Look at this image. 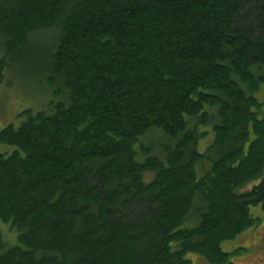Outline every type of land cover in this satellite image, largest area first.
<instances>
[{
  "label": "trees",
  "instance_id": "1",
  "mask_svg": "<svg viewBox=\"0 0 264 264\" xmlns=\"http://www.w3.org/2000/svg\"><path fill=\"white\" fill-rule=\"evenodd\" d=\"M21 61L55 100L0 131V264H234L264 210V0H0V82Z\"/></svg>",
  "mask_w": 264,
  "mask_h": 264
},
{
  "label": "rangeland",
  "instance_id": "2",
  "mask_svg": "<svg viewBox=\"0 0 264 264\" xmlns=\"http://www.w3.org/2000/svg\"><path fill=\"white\" fill-rule=\"evenodd\" d=\"M39 72L34 64L21 61L8 73H5V79L0 82V131L10 123L19 125L23 120L21 116L23 110L28 108L45 109L49 102L55 100L52 88L45 78L38 75ZM257 97L260 100L264 99V89L257 94ZM213 138V133L209 132V136L201 141L199 149L205 150ZM14 149L15 147L12 145L0 143V152L2 153H11ZM152 176L149 174L148 178ZM250 185L253 186V184ZM250 185L244 188L247 190ZM251 214L261 219L260 225L222 244L223 249L227 252H233L240 248L246 250L251 248L252 251L247 252L248 250L244 249V254L233 256L232 260L235 264H255L258 258L264 255V210L260 206H253ZM0 230L9 246L17 244L18 233L10 223L0 220ZM188 258L192 260V264H212L203 255L197 253H189Z\"/></svg>",
  "mask_w": 264,
  "mask_h": 264
},
{
  "label": "flooded vegetation",
  "instance_id": "3",
  "mask_svg": "<svg viewBox=\"0 0 264 264\" xmlns=\"http://www.w3.org/2000/svg\"><path fill=\"white\" fill-rule=\"evenodd\" d=\"M244 249H245V248H244ZM244 249H243V251L241 250V252H239L238 254H236L237 250H236V251H233V252H231V253H232V254L235 253V255H233V256L235 257V256H237V255L244 254V253H245ZM245 250H246V249H245ZM247 250H248V251H247ZM247 250H246L247 252L252 251L251 248H250V249L247 248ZM233 256H232V257H233ZM232 261H233V263H234V260H232ZM234 264H235V263H234ZM255 264H264V255H263L262 257H259L257 263H255Z\"/></svg>",
  "mask_w": 264,
  "mask_h": 264
}]
</instances>
